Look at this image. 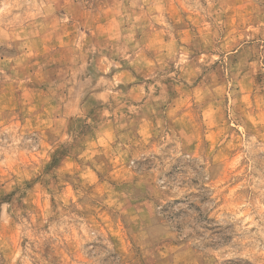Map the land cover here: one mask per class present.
I'll list each match as a JSON object with an SVG mask.
<instances>
[{
    "label": "rangeland",
    "instance_id": "obj_1",
    "mask_svg": "<svg viewBox=\"0 0 264 264\" xmlns=\"http://www.w3.org/2000/svg\"><path fill=\"white\" fill-rule=\"evenodd\" d=\"M118 4L0 0V39L14 45H0V152L24 153L26 173L0 165V200L12 205L20 193L15 203L26 208L34 194L36 255L47 264H88L91 252L44 234L64 226L78 236L93 221H103L101 235L82 247L111 245L107 264H257L262 17L249 0ZM220 178L227 187L217 197L208 183Z\"/></svg>",
    "mask_w": 264,
    "mask_h": 264
},
{
    "label": "clouds",
    "instance_id": "obj_2",
    "mask_svg": "<svg viewBox=\"0 0 264 264\" xmlns=\"http://www.w3.org/2000/svg\"><path fill=\"white\" fill-rule=\"evenodd\" d=\"M52 2H54V0H52ZM124 2L125 0H119L118 7L122 8ZM213 2L214 0H208L209 8L213 6ZM146 5L151 10H155L162 6L160 0H153L152 3H149V0H130V7L133 9L136 7L144 8ZM249 5H251L252 13L262 17L258 27L264 28V0H249ZM256 5H259V8H257ZM48 7H51V3H49ZM249 18H251V16ZM129 19H131V17H129ZM28 39V36L23 38L21 43L22 49L27 47ZM5 44H7L8 48L14 47L12 43H7V41L0 39V45ZM152 70H156L155 65ZM170 74L175 75L174 73ZM205 94L209 95L207 92ZM233 103H235V101H233ZM242 123L247 127L246 122L242 121ZM251 138L254 139V137ZM14 143L18 144L19 141L16 140ZM138 143H142V141H139ZM117 151H119V149H117ZM0 155L4 156V159L0 160V165H3L6 172L8 170L15 171L20 179L26 175V173L20 171V165L24 162L21 157H23L24 153L20 152L19 149H14L12 145H8L5 150L0 152ZM121 155L123 156L124 153H121ZM204 155L208 156L211 155V153H205ZM12 165H15V168H13ZM232 175H235V173H232ZM202 179L203 181L209 180L206 176ZM222 184L227 187V185L224 184V179L220 178L219 183L209 182L208 188L218 197L223 192V188L221 187ZM10 188L11 186H9V190ZM33 195V193H29V197L23 201V203L27 205L26 208L17 206L15 203L20 196V193H17L16 197L13 198L14 203L12 205L0 200V264H47L46 261H41L36 255L37 251H39V245L42 238L40 232V216L42 213L33 206ZM41 195H44L45 198H47L46 193H41ZM52 196L56 198V203L58 204L60 193L53 189ZM61 207L64 206L61 205ZM10 208L11 211H9ZM22 212L27 213V217L21 215ZM46 214L54 216L56 213L49 210ZM60 215L63 217L64 213L61 212ZM32 216L37 218L36 221L32 220ZM76 219L78 223L80 218ZM100 223H103V221H100ZM100 223L95 221L88 223L87 232L78 230V236H73L71 230H66L64 226H60L54 231L47 232L44 235L50 237L51 241H54L56 245H62L67 248L75 246L78 250L83 251L85 255H88V253L91 252V259L88 260V264H107L103 257L108 254L111 245L106 248L103 246L104 241H97L98 247L96 248L85 249L82 247L85 241L101 235V232L99 231ZM25 241L26 243H24ZM22 243H24V247H21ZM260 256L262 258L257 264H264V251L260 253ZM74 264H79V262H74Z\"/></svg>",
    "mask_w": 264,
    "mask_h": 264
}]
</instances>
